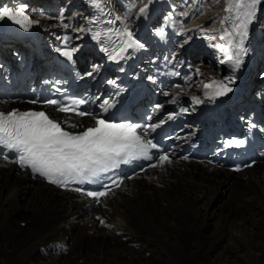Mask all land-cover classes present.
I'll use <instances>...</instances> for the list:
<instances>
[{
    "label": "bare ground",
    "instance_id": "bare-ground-1",
    "mask_svg": "<svg viewBox=\"0 0 264 264\" xmlns=\"http://www.w3.org/2000/svg\"><path fill=\"white\" fill-rule=\"evenodd\" d=\"M55 1L65 9L76 4V0ZM107 1L114 8V0ZM118 2L130 25L140 17L155 26L176 16L170 39L175 51L189 59L195 51L191 42L215 37L222 21L232 23L226 0H190L189 9L177 0ZM145 6L147 12L141 15ZM87 19L82 18L81 24ZM254 20L248 43L253 52L263 54L264 0L256 6ZM140 30H134L137 37L144 44L150 42ZM77 42L80 51L84 44L82 39ZM204 42L217 45L214 39ZM176 43L189 48H176ZM202 54L210 67L204 72L198 67L200 87L183 96L194 106L198 104L190 94L202 98L204 85L221 66L218 55ZM254 167L231 176L182 165L151 181L135 180L126 194L109 202L110 209L95 208L96 214L106 217L103 227L75 195L0 165V264H264V165Z\"/></svg>",
    "mask_w": 264,
    "mask_h": 264
},
{
    "label": "snow or ice",
    "instance_id": "snow-or-ice-1",
    "mask_svg": "<svg viewBox=\"0 0 264 264\" xmlns=\"http://www.w3.org/2000/svg\"><path fill=\"white\" fill-rule=\"evenodd\" d=\"M259 3L260 0H226L225 11L230 13L232 23L230 27H222L219 39L224 41V44L217 47L221 51L226 48L236 50L234 56L228 57L233 69L240 66L241 56L247 52L244 41ZM96 7L101 8V2H97ZM139 11L141 15L146 14L147 6L140 8ZM3 18L13 20L25 30L39 23L38 20L31 19L26 14V6L16 7L14 11L7 7L0 9V19ZM117 19L120 18L117 17ZM226 22L227 20L222 21V25ZM63 26L67 27V25ZM160 34L163 35V30ZM99 35L97 33L96 37ZM126 35L128 36V40L125 41L126 48L143 47L132 39L131 32H126ZM124 50L125 48L121 49V51ZM61 54L69 59L72 58L71 51H63ZM225 79L231 82L230 77ZM109 83L114 82L109 81ZM204 87L213 88L212 92H205L208 99L232 91L224 80H213L212 84L204 85ZM192 99L196 104L203 102L196 96ZM31 103H37V101L34 100ZM45 103L55 106L54 111L72 112L80 117L92 116L89 112L78 110L79 105L86 103L84 99L73 101L71 104H62L55 99L47 100ZM104 103L108 104V101ZM160 107L157 105V109ZM93 120L94 123L91 126L83 127L69 120L57 121L50 118L44 111H20L19 109L0 111V149L15 153L16 159L11 162L19 164L21 168L30 169L34 176L38 174L49 183L61 187H66L70 183H93L102 173L118 167L121 163H129L136 159H152L149 149L156 148L157 145L146 139L148 126L109 122L96 117H93ZM152 127L154 129L155 125ZM77 128L81 130L78 132L69 130ZM239 143L242 144L243 141ZM5 159H7L6 155ZM159 161L161 165L164 162H170L166 155L159 156ZM74 190L82 191L80 188ZM86 195L99 202V198L107 195V192L88 191Z\"/></svg>",
    "mask_w": 264,
    "mask_h": 264
},
{
    "label": "rangeland",
    "instance_id": "rangeland-1",
    "mask_svg": "<svg viewBox=\"0 0 264 264\" xmlns=\"http://www.w3.org/2000/svg\"><path fill=\"white\" fill-rule=\"evenodd\" d=\"M187 1H189V0H187ZM115 2L118 4V2H117V0H115ZM114 2V3H115ZM177 2H178V0H177ZM179 2L181 3V6L184 8V9H189L190 8V6H191V4H193L192 2H190V4H189V2L188 3H186L185 1H183V0H179ZM188 4V5H187ZM119 5V4H118ZM178 6H176V7H179V4H177ZM189 6V7H188ZM194 8L193 9H195L196 8V5L195 6H193ZM163 17V15H161V18ZM197 19L198 20H200L201 19V17H197ZM198 20H196V21H198ZM196 21H193V22H191V24L190 25H194L195 23H196ZM176 48H177V46H176ZM203 49L204 50H207V49H205V47H203ZM208 54H209V52H208ZM202 56V55H201ZM73 232H74V230H73ZM74 234V233H73ZM9 235V234H8ZM185 252V249H183L182 251H181V253H184ZM15 254V253H14ZM146 257H148L147 255H146ZM229 259H233V258H231V256L229 257ZM252 264H254V262L252 263Z\"/></svg>",
    "mask_w": 264,
    "mask_h": 264
}]
</instances>
